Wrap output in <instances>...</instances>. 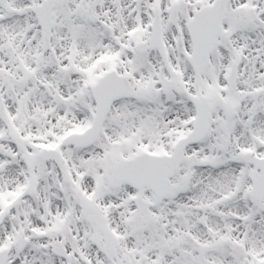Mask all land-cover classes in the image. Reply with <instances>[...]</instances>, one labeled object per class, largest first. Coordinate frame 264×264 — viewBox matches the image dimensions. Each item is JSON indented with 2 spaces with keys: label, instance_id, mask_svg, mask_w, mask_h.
<instances>
[{
  "label": "snow or ice",
  "instance_id": "snow-or-ice-1",
  "mask_svg": "<svg viewBox=\"0 0 264 264\" xmlns=\"http://www.w3.org/2000/svg\"><path fill=\"white\" fill-rule=\"evenodd\" d=\"M0 264H264V0H0Z\"/></svg>",
  "mask_w": 264,
  "mask_h": 264
}]
</instances>
